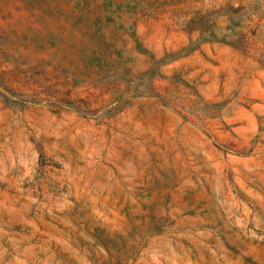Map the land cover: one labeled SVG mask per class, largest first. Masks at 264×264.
I'll return each instance as SVG.
<instances>
[{
  "label": "rangeland",
  "instance_id": "1",
  "mask_svg": "<svg viewBox=\"0 0 264 264\" xmlns=\"http://www.w3.org/2000/svg\"><path fill=\"white\" fill-rule=\"evenodd\" d=\"M0 264H264V0H0Z\"/></svg>",
  "mask_w": 264,
  "mask_h": 264
}]
</instances>
